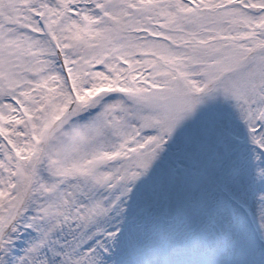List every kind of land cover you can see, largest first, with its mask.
<instances>
[{
    "label": "snow or ice",
    "instance_id": "6c2138e0",
    "mask_svg": "<svg viewBox=\"0 0 264 264\" xmlns=\"http://www.w3.org/2000/svg\"><path fill=\"white\" fill-rule=\"evenodd\" d=\"M0 264H264V0H0Z\"/></svg>",
    "mask_w": 264,
    "mask_h": 264
}]
</instances>
